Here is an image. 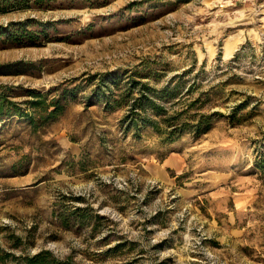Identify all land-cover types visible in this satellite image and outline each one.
<instances>
[{"label": "rangeland", "instance_id": "rangeland-1", "mask_svg": "<svg viewBox=\"0 0 264 264\" xmlns=\"http://www.w3.org/2000/svg\"><path fill=\"white\" fill-rule=\"evenodd\" d=\"M132 78L224 114L134 137L133 96L103 97ZM32 88L68 96L36 128L0 116V264H264V0H0V91L25 108Z\"/></svg>", "mask_w": 264, "mask_h": 264}, {"label": "trees", "instance_id": "trees-1", "mask_svg": "<svg viewBox=\"0 0 264 264\" xmlns=\"http://www.w3.org/2000/svg\"><path fill=\"white\" fill-rule=\"evenodd\" d=\"M15 63L13 64L15 65ZM13 64L1 66H12ZM138 76L141 78L147 77L144 75ZM114 83L115 86L118 85L116 81ZM128 83L129 85L125 92H110L108 95H103V97L106 99V107L114 109L120 106L119 98L116 96H133L126 114L121 119V125L125 133H132L134 137H140L145 129H152L160 134L162 141L171 142L188 131H192L197 135L208 131L212 128L216 119L224 114L219 110L211 112L200 110L203 105L201 94H207L206 92H201L199 96L189 101L186 107L176 109L175 103L167 104V101L178 98V94H182V91L177 88H171L168 85L157 88L151 85L149 81L134 78ZM76 88L77 86L73 87L70 94H73ZM67 92L68 90L65 89L58 98L54 97L50 102H47L45 94L32 88L29 90V95H32L33 98L26 100L27 104L24 108L17 101L9 99L4 92L0 91V116L16 114L36 128L62 112L65 105L61 100L68 96ZM134 92H137L136 95H134ZM188 93L189 91L183 94ZM103 94L106 93L104 92ZM234 116L233 112L231 117L234 118ZM87 208L77 206L73 211L78 214L77 218L83 223L86 217L82 211ZM96 216L98 217L100 214L96 213ZM66 224L68 223L66 222ZM7 254L13 253L8 252ZM3 258L4 256L0 255V259ZM15 260L16 262L12 264H74L71 255L60 257L49 248H42L34 253L15 256Z\"/></svg>", "mask_w": 264, "mask_h": 264}]
</instances>
